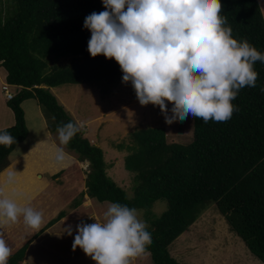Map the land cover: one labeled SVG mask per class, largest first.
Instances as JSON below:
<instances>
[{"label":"trees","instance_id":"obj_1","mask_svg":"<svg viewBox=\"0 0 264 264\" xmlns=\"http://www.w3.org/2000/svg\"><path fill=\"white\" fill-rule=\"evenodd\" d=\"M12 1L16 13L9 19L12 9H6L0 0V68L6 83L18 91L9 103L15 126L0 132L9 131L16 143L0 144V174L16 159L13 152L29 134L21 107L24 101L36 100L51 125V133L56 134L61 122L78 123L59 104L51 88L114 84L122 82L123 77L114 58H93L88 52L91 32L84 28V20L93 12L105 10L103 0ZM220 3L232 37L246 39L264 54V17L258 0ZM63 58L70 62L59 63ZM254 70L258 73L256 87L239 91L231 101L238 110L229 120L204 123L193 118V141L189 145L169 143L162 128L134 131L130 144L119 145L128 153L126 169L134 174L133 200L108 176L102 150L90 143L84 130L77 133L66 148L77 154L79 162H89L90 172L85 178L86 189L72 208L79 207L86 195L137 210L165 200L167 211L148 227L152 242L145 253L151 255L154 264H179L170 246L204 210L215 206L231 232L264 263V62L257 61ZM65 216L60 213L57 220ZM28 247L16 252L7 264H21Z\"/></svg>","mask_w":264,"mask_h":264},{"label":"clouds","instance_id":"obj_2","mask_svg":"<svg viewBox=\"0 0 264 264\" xmlns=\"http://www.w3.org/2000/svg\"><path fill=\"white\" fill-rule=\"evenodd\" d=\"M103 5L104 11L84 20L91 32L88 52L93 58H114L122 82H131L142 106H158L167 124L183 122L189 115L204 123L225 122L238 110L231 101L239 91L256 87L254 64L264 62V54L246 39L232 37L220 0H103ZM166 102L172 104L170 115ZM82 130L83 125L73 122L56 127L61 145ZM13 143L9 131L0 132V144ZM54 160L66 162L63 147L56 148ZM15 176V171L8 172L7 182ZM21 215L26 226L38 228L42 223L41 212L0 199V224L15 223ZM103 215V223L95 219L76 225L73 251L82 249L95 264H131L145 253L152 233L136 208L109 203ZM65 232L72 236V226ZM11 254L0 233V264H7Z\"/></svg>","mask_w":264,"mask_h":264},{"label":"rangeland","instance_id":"obj_3","mask_svg":"<svg viewBox=\"0 0 264 264\" xmlns=\"http://www.w3.org/2000/svg\"><path fill=\"white\" fill-rule=\"evenodd\" d=\"M1 1L6 9H12L7 16L10 19L15 15L16 7L12 5V0ZM68 62L70 59L65 58L59 61L61 64ZM2 85H6L14 96L17 95L16 88L7 85L5 80ZM51 90L69 116L78 125H83L90 143L102 150L108 176L125 190L129 200L135 198L134 174L126 169L125 159L128 153L126 149L120 150L119 145L130 144L132 132L162 128L166 131L169 143L189 145L193 141L194 121L191 115L183 122L177 120L167 124L158 106H142L139 103L131 82H104L100 86L66 84ZM1 92L5 96V91L1 89ZM166 104L170 115L172 104ZM21 107L25 113L29 134L17 146L13 155L21 156L41 139L45 147L38 146L33 149L30 154L33 160L29 157L27 158L31 161L22 158L20 166L7 168L0 174V186L4 191L1 192L0 188V195L4 194L0 199H12L20 207H31L41 212L43 218L38 228L26 226L22 215L15 223L0 224V233L12 253L8 260L25 245H29L25 264H95L82 249L76 248L73 251L75 228L81 222L95 223V219L103 223V214L107 211L109 202H99L86 195L81 206L72 208L86 189L85 178L90 172L89 162H79L77 154L69 151L66 145L60 144L57 133H51V125L35 99L24 101ZM14 124L15 118L11 125L5 126L11 128ZM5 126H0V129ZM47 137L48 140H44ZM57 147H63L66 162H55L54 153ZM10 171L16 172L12 183L7 182ZM167 209V202L160 200L148 209L138 211L140 218L150 227L152 221L160 218ZM60 213L66 216L58 221ZM53 221L55 223L48 227ZM69 225L72 226V236L65 232ZM169 250L179 264H264L250 252L239 236L231 232L225 218L215 206L204 210L172 243ZM131 264L154 262L149 253H143L135 257Z\"/></svg>","mask_w":264,"mask_h":264},{"label":"crops","instance_id":"obj_4","mask_svg":"<svg viewBox=\"0 0 264 264\" xmlns=\"http://www.w3.org/2000/svg\"><path fill=\"white\" fill-rule=\"evenodd\" d=\"M258 2L260 3V7L263 9V11H262V9H261V11H262V14H263V17H264V0H258ZM6 77H5V73L3 72V70L0 68V126H5V125H7V124H12V122L14 121V118H15V116H14V112L12 111V109L10 108V106H9V103L11 102V100H8L7 99V97H6V93H4L5 94V96L4 95H2V92H1V89L3 90V86L4 85H2L3 84V82H4V80L6 81V79H5ZM13 87V86H12ZM14 88H16V87H14ZM52 89V88H51ZM16 90H17V88H16ZM18 92V91H17ZM5 98L7 99L6 101H5ZM6 105V106H5ZM40 107V106H39ZM41 108V107H40ZM4 119V120H3ZM6 127H8V126H5V127H3V128H6ZM0 130H2V129H0ZM42 140L43 139H41V140H39L38 142H36L35 144H34V146L32 147H30L29 149H27L21 156H16L15 158L16 159H14V161L12 162V164L8 167V168H12V167H18V166H20L21 164L20 163H22V161H21V159L22 158H25L27 161H31V160H29V158L30 159H32L33 160V158L30 156V154L32 153V151H33V149L34 148H36V147H38V146H41V148L42 147H45L44 146V144L42 143ZM44 140H48V137L46 138V139H44ZM44 152H46V149H45V151ZM18 157H20V158H18ZM27 157H29V158H27ZM21 170V169H20ZM73 206V205H72ZM81 206V205H80ZM75 209V208H74ZM59 216V215H58ZM64 218V217H63ZM62 218V219H63ZM29 248V247H28ZM27 253V252H26ZM25 258H26V254H25V257H24V260H25ZM24 260H23V262L21 263V264H25V262H24Z\"/></svg>","mask_w":264,"mask_h":264},{"label":"built area","instance_id":"obj_5","mask_svg":"<svg viewBox=\"0 0 264 264\" xmlns=\"http://www.w3.org/2000/svg\"><path fill=\"white\" fill-rule=\"evenodd\" d=\"M3 90L5 91L8 100H12L14 98V95L9 92V89L6 85L3 86Z\"/></svg>","mask_w":264,"mask_h":264}]
</instances>
